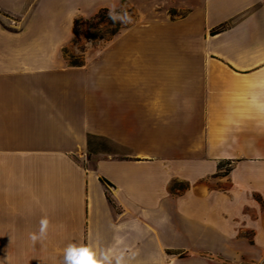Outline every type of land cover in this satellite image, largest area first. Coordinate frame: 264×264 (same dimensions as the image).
<instances>
[{
  "label": "crops",
  "instance_id": "obj_1",
  "mask_svg": "<svg viewBox=\"0 0 264 264\" xmlns=\"http://www.w3.org/2000/svg\"><path fill=\"white\" fill-rule=\"evenodd\" d=\"M121 3L139 21L68 65L75 19ZM73 243L264 264V0H0V264Z\"/></svg>",
  "mask_w": 264,
  "mask_h": 264
},
{
  "label": "rangeland",
  "instance_id": "obj_2",
  "mask_svg": "<svg viewBox=\"0 0 264 264\" xmlns=\"http://www.w3.org/2000/svg\"><path fill=\"white\" fill-rule=\"evenodd\" d=\"M110 11H114L115 13L116 11L118 13L127 11L128 14L132 17V22L128 24L117 22L114 24L113 21L108 17L109 13H105L104 17L97 20H91V18L95 14L93 16L83 17V20L81 21L76 18L78 22L73 27L71 43L64 50L65 61L68 65L75 63H85L86 60L97 56L101 52L104 44L109 43L108 40L112 38L111 34L113 32H115L117 29L122 32L125 29L134 26L139 21L138 12L126 3H121V5H119L117 8L111 9ZM176 14L177 16L183 15L182 13ZM227 169L228 168H224V171H226ZM184 189V183L175 184V191H183ZM236 262L239 263L241 261L238 260ZM241 264L248 263L242 262Z\"/></svg>",
  "mask_w": 264,
  "mask_h": 264
},
{
  "label": "clouds",
  "instance_id": "obj_3",
  "mask_svg": "<svg viewBox=\"0 0 264 264\" xmlns=\"http://www.w3.org/2000/svg\"><path fill=\"white\" fill-rule=\"evenodd\" d=\"M109 19L113 23L128 24L132 22V17L127 11L115 13L109 11ZM168 218H162L161 223H167ZM50 221L47 217L40 220V228L38 232L29 234V239L35 245L43 243L47 239ZM63 264H129V260L123 252L116 254L114 251L105 250L98 251L92 245L70 244L64 249Z\"/></svg>",
  "mask_w": 264,
  "mask_h": 264
},
{
  "label": "trees",
  "instance_id": "obj_4",
  "mask_svg": "<svg viewBox=\"0 0 264 264\" xmlns=\"http://www.w3.org/2000/svg\"><path fill=\"white\" fill-rule=\"evenodd\" d=\"M109 9H100L92 18H91V20H97V19H101L102 17H104V14L105 13H109ZM116 13H118L117 11H116ZM169 14L171 15V16H176V12L175 11H170L169 12ZM78 20H83V17H81V16H79L78 18H77ZM77 19H75V21H74V25L78 22V20ZM227 28V24H221V25H219L218 27H216V28H214V29H212L211 31H210V35H216V34H218V33H220V32H222V31H224L225 29ZM121 31L119 30V29H117L115 32H113L112 34H111V39L110 40H108V42H110L115 36H117L119 33H120ZM84 63H81V64H78V63H75V64H70V66H81V65H83ZM89 143H90V137H89ZM101 181L106 185V186H111L106 180H104V179H101Z\"/></svg>",
  "mask_w": 264,
  "mask_h": 264
},
{
  "label": "built area",
  "instance_id": "obj_5",
  "mask_svg": "<svg viewBox=\"0 0 264 264\" xmlns=\"http://www.w3.org/2000/svg\"><path fill=\"white\" fill-rule=\"evenodd\" d=\"M107 189H110L109 186H107Z\"/></svg>",
  "mask_w": 264,
  "mask_h": 264
}]
</instances>
